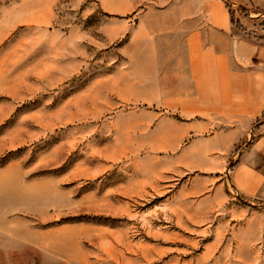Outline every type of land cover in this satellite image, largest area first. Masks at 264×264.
I'll return each instance as SVG.
<instances>
[{
	"label": "rangeland",
	"instance_id": "1",
	"mask_svg": "<svg viewBox=\"0 0 264 264\" xmlns=\"http://www.w3.org/2000/svg\"><path fill=\"white\" fill-rule=\"evenodd\" d=\"M139 1L0 0V264H234L243 203L172 175L107 88ZM225 2L264 28V9Z\"/></svg>",
	"mask_w": 264,
	"mask_h": 264
},
{
	"label": "crops",
	"instance_id": "2",
	"mask_svg": "<svg viewBox=\"0 0 264 264\" xmlns=\"http://www.w3.org/2000/svg\"><path fill=\"white\" fill-rule=\"evenodd\" d=\"M230 8L238 13L225 0L131 4L129 66L107 88L134 106L129 120L152 137L153 152L170 155L172 175L197 173L204 189L233 190L245 207L226 211L234 225L224 226L225 248L234 264H264V28L237 16L239 29Z\"/></svg>",
	"mask_w": 264,
	"mask_h": 264
},
{
	"label": "trees",
	"instance_id": "3",
	"mask_svg": "<svg viewBox=\"0 0 264 264\" xmlns=\"http://www.w3.org/2000/svg\"><path fill=\"white\" fill-rule=\"evenodd\" d=\"M230 15H231V20L234 23L235 21H234V18H233V11L231 9H230Z\"/></svg>",
	"mask_w": 264,
	"mask_h": 264
}]
</instances>
